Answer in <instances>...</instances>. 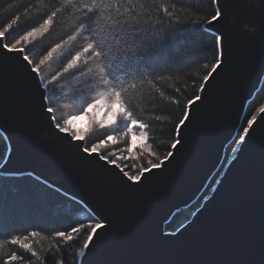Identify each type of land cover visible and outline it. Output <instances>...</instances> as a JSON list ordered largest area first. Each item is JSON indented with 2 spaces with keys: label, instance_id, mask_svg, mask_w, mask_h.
<instances>
[{
  "label": "water",
  "instance_id": "water-1",
  "mask_svg": "<svg viewBox=\"0 0 264 264\" xmlns=\"http://www.w3.org/2000/svg\"><path fill=\"white\" fill-rule=\"evenodd\" d=\"M225 8L222 25H205L226 36L223 71L206 85L203 103L193 105L183 148L172 150L168 166L147 173L139 187H128L113 165L85 157L75 142L51 129L41 109V81L20 54L0 52V133L8 147L0 175L33 176L78 201L96 220L107 218L112 227L100 230L83 264H264L261 111L210 196L176 232L165 230L220 168L264 78V0H229Z\"/></svg>",
  "mask_w": 264,
  "mask_h": 264
},
{
  "label": "trees",
  "instance_id": "trees-1",
  "mask_svg": "<svg viewBox=\"0 0 264 264\" xmlns=\"http://www.w3.org/2000/svg\"><path fill=\"white\" fill-rule=\"evenodd\" d=\"M50 2L51 0H0V30H3L4 26L11 22V19L16 16L20 17L17 25H13V35L8 36L7 42L13 43L18 38L15 35L18 27L20 35L33 27H39L42 20L39 19L38 14L47 11V5H50ZM183 2L184 0H176L174 4L172 0H154L151 5L152 15L149 18L153 21L154 26L159 27L160 17L166 21L164 28L153 35L162 38L163 32L167 30L169 39L161 50L158 57L159 62H154L150 69L156 77V87L153 88L144 83L132 94L134 103L148 108L147 112L141 110L135 115L150 124V127L146 129L149 133V140H139V132H137V147L131 154L127 152V143L123 139L119 140L116 145L110 144L101 149L105 155L111 153L109 158L117 160L129 174H135L141 167H147L149 159L155 162V157H150L147 151L141 150L140 146L144 143L151 144L152 151L160 159L164 158L165 153L170 150L172 141L176 138L173 135L174 125L178 123L183 112L182 107L180 111H175L177 104L172 101H178L179 105L183 106L193 99L198 94L203 76L211 70L215 61L216 36L207 31L203 24L205 18L211 15L209 11L211 0H194L195 3L205 6L199 17L188 8L176 6ZM164 8L172 13L170 22L162 11ZM137 10L139 11V9ZM74 14H76L75 8L70 13L62 12L47 32L37 33L35 37H30L26 44L22 42L21 45H18V47L26 48V54L34 63H39L42 58L41 54H46L56 44H62V47L53 52L51 58L42 66L43 82H47L57 72H62L70 58L69 51L74 52L80 48L79 39L67 44L62 43L68 35L72 34V29L76 24ZM197 19L201 21L199 31L195 30L191 23ZM89 66L95 74H98L97 70L101 65L93 63ZM84 68L82 60L80 69H73L69 73L63 74L60 81L55 84L54 88L59 94V98L54 97L53 102L57 107L58 118L78 112L81 107H86L87 102L99 94L95 80L92 81L91 87L83 83L84 79H91V76L77 79L79 70ZM157 88L160 91H157ZM160 92H163L164 95L161 96ZM72 97L77 98L73 100ZM147 100L152 101L150 106L147 104ZM65 105L68 106L65 107ZM261 108H264V78L259 90L245 109L235 137L225 149L220 168L214 173L197 200L173 215L165 227L166 232H176L191 219L192 215L210 196L225 167L236 154L241 137H244L243 129L248 127V121L253 116L256 117ZM150 112L161 115L162 119L155 120L152 115H149ZM84 118L88 120L89 124V117ZM101 131L98 125L94 124L84 133L94 142L99 138ZM7 153V143L0 133V166L4 163ZM93 218L78 201L33 176L0 175V240H3V237L8 234L40 231L41 236L31 238L28 243H31L37 252L45 256V264H55L57 259H63L65 264H78L80 257L78 253L87 237L88 230L85 229L79 235L73 234L74 239L71 245L64 244L61 253H55L53 247L60 243L55 233L69 230L81 221L86 224L93 222ZM94 220L96 219L94 218ZM12 251L19 253L23 250L6 243L0 249V264H5V259ZM54 253L55 255H53ZM9 264H17V262L9 261Z\"/></svg>",
  "mask_w": 264,
  "mask_h": 264
},
{
  "label": "snow or ice",
  "instance_id": "snow-or-ice-1",
  "mask_svg": "<svg viewBox=\"0 0 264 264\" xmlns=\"http://www.w3.org/2000/svg\"><path fill=\"white\" fill-rule=\"evenodd\" d=\"M172 2L175 4L176 0H172ZM228 2L229 0H211L209 8L211 15L205 18L203 24L210 28L222 25L227 15L225 5ZM153 3L154 0H51L50 5H47L48 10L38 14L39 19L42 20L39 27H33L23 35L19 34L18 27L15 33L18 38L13 43H8L7 38L9 35H13V25H17L20 17L16 16L11 19V22L5 25L3 30H0V52L20 54L22 61L26 62V68L36 74L34 79L41 81L37 87L44 89L41 95L42 100L46 102L41 103V109L47 114L48 126L57 133L64 134V138L68 139L70 143L75 142V146L85 157L103 161L104 165H113L122 174V182L128 187H131L132 184L137 187L141 186L142 181L148 179L147 173L168 166V162L175 155L172 150L178 152L183 148L184 129L192 123V113L195 111L193 105L198 108L199 104L196 102L203 103L201 93L206 91L208 82L214 80L223 71V50L226 36L224 32L217 30L215 61L211 70L203 76L198 94L183 106H180L178 101H172L177 104L175 111H180L182 107L183 112L178 123L174 125L173 135L176 138L172 141L170 150L165 153L164 158L160 159L152 151L151 144L144 143L140 146L141 150L147 151L150 157H155V162L149 159L147 167H141L135 174H129L117 160L109 158L111 153L105 155L101 149L110 144L116 145L121 139L125 140L126 150L131 154L137 147V132H139L141 141H148L150 138L146 131L150 124L135 115L141 110L147 112L148 108L134 103L132 94L144 83L150 87H156V77L150 69L154 62H159L158 57L161 50L169 39L167 30L163 32L162 38L153 35L163 29L166 22L163 17H160L159 27L154 26L153 21L149 18L152 15L151 5ZM176 6L194 11L197 17L205 9L203 4H197L194 0H184L183 3L176 4ZM73 8L76 9V14H74L76 24L72 29V34L68 35L62 43L67 44L79 39L80 48L74 52L69 51L70 58L62 72H57L47 82H43L42 66L51 58L53 52L62 47V44H56L46 54H41L42 58L39 63H34L26 54V48L18 47V45H21L22 42L26 44L29 38L35 37L37 33L47 32L59 14L70 13ZM162 11L170 22L172 13L167 8ZM191 23L195 30H200L201 21L199 19ZM82 60L85 68L79 70L77 79L91 76V79H84L83 83L91 87L92 81L95 80L99 94L87 102L86 107H81L78 112L58 118L53 98H59V94L55 91L54 86L60 81L63 74L69 73L73 69H80ZM93 63L101 65L97 70L98 74H95L89 66ZM161 78L163 77L161 76ZM157 91L160 90L157 88ZM160 95L163 96L164 93L160 92ZM76 98L72 97L73 100ZM151 103V100H147L149 106ZM67 106L65 105V107ZM102 110L104 118L100 119ZM260 111L264 113V108H261ZM149 115H152L157 121L162 119L161 115L154 112H150ZM84 117H89V129L95 124L102 130L99 133V138L94 142L85 136L84 131L76 127V122ZM254 121H256L255 116L248 121V127L243 129L245 136H249L250 130L255 131ZM261 124H264V117L261 118ZM240 142L245 143L246 141L241 137ZM106 219V217L104 220H94L93 218V222L87 224L81 221L69 230L56 232L55 235L60 243L53 246L55 253H61L64 244L71 245L74 239L73 234L79 235L87 229V237L78 253L80 257H84L86 251H91V246L95 244L94 241L100 239L102 235L100 230L107 231L112 227L111 223H104ZM38 236H41V232L36 230L5 235L3 240H0V249L8 243L23 250L19 253L17 251L10 252L5 259V264H9V261H15L17 264H45V256L37 252L31 243H28L31 238ZM55 264H65V261L57 259Z\"/></svg>",
  "mask_w": 264,
  "mask_h": 264
},
{
  "label": "rangeland",
  "instance_id": "rangeland-1",
  "mask_svg": "<svg viewBox=\"0 0 264 264\" xmlns=\"http://www.w3.org/2000/svg\"><path fill=\"white\" fill-rule=\"evenodd\" d=\"M99 118L100 119L104 118V111L103 110L101 111V115ZM76 127L85 132L89 128L88 120H86L85 118L78 120L76 122Z\"/></svg>",
  "mask_w": 264,
  "mask_h": 264
},
{
  "label": "bare ground",
  "instance_id": "bare-ground-1",
  "mask_svg": "<svg viewBox=\"0 0 264 264\" xmlns=\"http://www.w3.org/2000/svg\"><path fill=\"white\" fill-rule=\"evenodd\" d=\"M88 251L85 252L84 257H80L79 264H83V260L86 258Z\"/></svg>",
  "mask_w": 264,
  "mask_h": 264
}]
</instances>
